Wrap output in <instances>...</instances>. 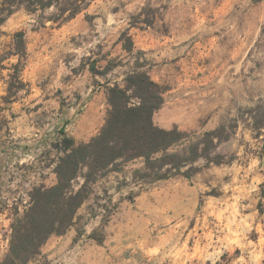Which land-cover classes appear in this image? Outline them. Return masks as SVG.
I'll list each match as a JSON object with an SVG mask.
<instances>
[{"label": "rangeland", "instance_id": "374dc122", "mask_svg": "<svg viewBox=\"0 0 264 264\" xmlns=\"http://www.w3.org/2000/svg\"><path fill=\"white\" fill-rule=\"evenodd\" d=\"M54 12L19 7L0 25V53L20 29L26 46V86L10 100L16 57L0 66V262L32 187L56 181L60 129L77 142L97 134L106 86L127 72L145 70L164 87L156 124L195 136L264 97V0H87L61 23L47 20ZM245 119L217 148L235 156L228 164L150 183L131 178L139 159L108 172L73 225L26 264H213L224 253V264H264V129L252 137Z\"/></svg>", "mask_w": 264, "mask_h": 264}, {"label": "trees", "instance_id": "16d2710c", "mask_svg": "<svg viewBox=\"0 0 264 264\" xmlns=\"http://www.w3.org/2000/svg\"><path fill=\"white\" fill-rule=\"evenodd\" d=\"M86 5L87 0H0V25L19 7L28 12L53 7L55 12L47 20L61 23ZM142 22L150 25L152 19L146 16ZM119 41L126 51L133 50L128 32L123 31ZM10 56H15L16 62L11 64L7 81L9 100L26 86L20 78L26 59L21 29L13 33L10 50L0 53V66ZM136 63L137 68L141 67ZM106 87L109 108L97 134L88 141L77 142L64 128L60 129L53 144L58 151L53 167L56 181L49 186L32 187L28 208L11 223L8 253L0 264H26L39 254L50 235H61L73 225L77 210L92 192V184L110 171H121L122 164L141 161L131 171L134 182L150 183L174 176L190 178L202 168L228 164L235 158L233 154L218 152L217 148L236 133L238 119L246 117L254 138H259L264 129V97L239 109L237 116L195 136L177 125L166 128L154 122L153 114L163 103L164 87L151 79L147 71L133 69L125 74L122 85L112 83ZM260 148L264 154V143ZM225 256L222 254L213 264H224Z\"/></svg>", "mask_w": 264, "mask_h": 264}]
</instances>
